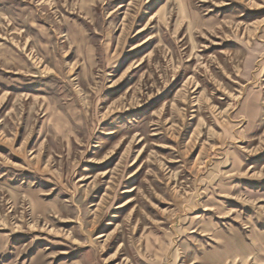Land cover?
<instances>
[{"label": "rangeland", "instance_id": "rangeland-1", "mask_svg": "<svg viewBox=\"0 0 264 264\" xmlns=\"http://www.w3.org/2000/svg\"><path fill=\"white\" fill-rule=\"evenodd\" d=\"M0 264H264V0H0Z\"/></svg>", "mask_w": 264, "mask_h": 264}]
</instances>
